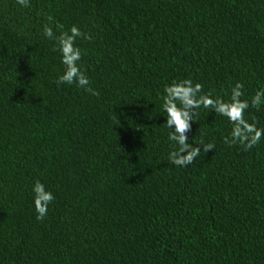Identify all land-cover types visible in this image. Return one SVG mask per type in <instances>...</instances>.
I'll list each match as a JSON object with an SVG mask.
<instances>
[{"label":"trees","instance_id":"16d2710c","mask_svg":"<svg viewBox=\"0 0 264 264\" xmlns=\"http://www.w3.org/2000/svg\"><path fill=\"white\" fill-rule=\"evenodd\" d=\"M71 27L91 91L56 83ZM183 80L239 91L264 132V0H0V264H264V135L187 108L199 154L173 164L162 97Z\"/></svg>","mask_w":264,"mask_h":264},{"label":"clouds","instance_id":"9594fccd","mask_svg":"<svg viewBox=\"0 0 264 264\" xmlns=\"http://www.w3.org/2000/svg\"><path fill=\"white\" fill-rule=\"evenodd\" d=\"M17 3L22 7L28 6V0H17ZM71 35L63 36L60 38L61 45V63L67 65L68 71L63 76L57 78L56 83L69 84L73 82L75 77L76 85L84 88L85 91H91L87 86L89 80L85 76L84 72L78 66H73V61L81 60V53L79 49L73 48V38L83 35L76 27L69 29ZM44 35L51 38L53 33L50 28H45ZM241 84H237L236 88L239 89ZM201 90L200 84L193 85L190 80H183L180 82H173L171 85L164 88V95L162 97V110L166 113V126L175 128V133L178 135H170L168 139L170 141L175 140L180 146L176 151L169 153V160L180 167L191 162L192 158L199 154V149H188L185 144V137L183 133L188 130L189 120L191 119L187 108H209L210 106L221 116L226 117L228 121L233 125L232 136L239 137L241 140H247L245 148H251L260 140L264 132L258 130L249 124L244 122L242 116L243 110L246 108V104L238 102L235 97L240 95L239 91L232 90L231 102H224L220 99H212L209 95H200L199 98H195L197 93ZM258 96V94H257ZM256 99V97H253ZM243 126V129L241 128ZM188 149L187 155L179 157V152ZM174 157H177L174 159ZM33 205L37 213V219H41L46 215L48 205L53 200V196L50 192L43 190L42 184L37 181L32 189Z\"/></svg>","mask_w":264,"mask_h":264}]
</instances>
